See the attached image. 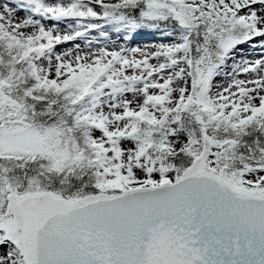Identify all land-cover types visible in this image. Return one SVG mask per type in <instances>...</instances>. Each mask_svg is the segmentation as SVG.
Returning a JSON list of instances; mask_svg holds the SVG:
<instances>
[{
    "label": "snow or ice",
    "instance_id": "6c2138e0",
    "mask_svg": "<svg viewBox=\"0 0 264 264\" xmlns=\"http://www.w3.org/2000/svg\"><path fill=\"white\" fill-rule=\"evenodd\" d=\"M0 264H264V0H0Z\"/></svg>",
    "mask_w": 264,
    "mask_h": 264
}]
</instances>
